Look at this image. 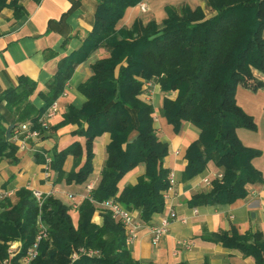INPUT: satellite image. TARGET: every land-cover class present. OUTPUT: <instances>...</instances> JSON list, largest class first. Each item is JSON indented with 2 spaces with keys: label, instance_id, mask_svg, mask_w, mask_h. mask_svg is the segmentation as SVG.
<instances>
[{
  "label": "trees",
  "instance_id": "obj_1",
  "mask_svg": "<svg viewBox=\"0 0 264 264\" xmlns=\"http://www.w3.org/2000/svg\"><path fill=\"white\" fill-rule=\"evenodd\" d=\"M140 1L97 0L92 31L78 50L58 62L49 86L38 92L43 100L40 109H34L30 100L36 85L24 76L0 93V160L15 161L17 146L10 140L13 128L27 120L42 136L45 129L39 128L38 119L63 93L75 65L96 49L108 52L91 64V76L79 85L85 102L80 108L69 105L54 125L76 124L72 133L84 142L54 147L47 163L49 172L55 174L54 183H85L93 171L94 141L108 133L106 158L90 194L92 201L85 198L79 203L73 223L71 206L53 195H45L40 205L28 187L14 191V201L2 197L0 264L7 255L6 242L20 241V255L33 243L38 219L47 226L48 235L39 241L32 264H139L125 244L120 222L97 203L113 198L136 211L143 223L164 209L168 146L154 128L152 105L139 97L148 82L157 83L163 94L175 92L173 99L163 97L160 109L175 132L184 121L198 131V138L185 149L182 179L202 174L209 161L221 168V177L211 179L208 192L194 194L191 205L232 203L244 199L250 185L263 182L252 163L260 151L245 146L236 134L238 128L255 130L256 124L237 104L235 90L238 85L249 90L264 87L256 77L264 76V0H207L215 10L209 17L200 7L185 5L178 11L166 7L160 23L150 19L143 24L138 19L131 27L117 28L126 8ZM3 8L11 9L14 19L24 15L20 0H0ZM69 156L72 166L65 171ZM40 161L44 162V156ZM139 164L144 165V172L134 184L119 190L122 177ZM95 211L102 216L99 224L92 220ZM206 239L264 264V235L259 231L240 234L232 228L212 232ZM79 248L99 254L71 260Z\"/></svg>",
  "mask_w": 264,
  "mask_h": 264
},
{
  "label": "crops",
  "instance_id": "obj_2",
  "mask_svg": "<svg viewBox=\"0 0 264 264\" xmlns=\"http://www.w3.org/2000/svg\"><path fill=\"white\" fill-rule=\"evenodd\" d=\"M145 1L148 5L145 12H141L138 5L126 8L116 27H131L138 19L143 24L150 19L160 23L166 17V7L178 11L187 5L191 8L200 7L206 17L215 14L207 0ZM20 3L24 15L19 19H14L9 8L0 10V93L16 86L19 77L24 76L36 85L30 100L34 109H40L43 100L38 92L47 89L58 62L78 50L92 31L97 0H20ZM107 56V50L99 48L76 64L63 93L56 99V114L42 136L29 141L28 149L17 148L15 161L8 158L0 160V193H10L11 201L15 200L14 191L20 187H28L43 195H53L69 205L66 194L81 195L85 192V184L92 183L94 187L98 184L106 158V146L110 141L108 133H103L94 141L92 179L82 184H66L70 190L61 188L64 182L54 183V172L46 177L44 164L40 160L43 156H48L54 147L61 149L74 140L84 142L83 137L72 133L77 128L76 124L58 128H54V125L61 120L69 105L76 108L82 106L85 97L79 90V85L91 76V64ZM256 77L264 82V76ZM164 96L173 99L175 92L163 94L157 83L148 82L142 87L139 97L152 105L154 128L160 141L168 146L164 166L174 172L175 184L167 204L175 210L176 218L171 220L161 239L153 243L149 226L159 222L165 214V207L162 212L154 214L149 223L138 220L137 212L133 211L142 224L135 241L128 246L132 258L139 261V264H197L203 260H207L209 264H255L251 257L212 242L206 236L232 228L240 234L259 231L264 235V87L249 90L238 85L235 90L237 104L253 117L256 124L255 130L238 128L236 134L245 146L260 151V155L252 163L262 173L263 182L250 185L249 193L244 199L216 205L193 206L189 203L194 194L210 190V184L203 179L214 178L221 172V168L209 161L202 174L182 179L185 149L198 138V131L185 121L178 132L174 131L160 112ZM0 112H3L1 107ZM71 166L72 157L69 156L63 169L68 171ZM143 172L144 165L139 164L126 173L119 181V190L128 184H134ZM70 215L75 223L77 209L72 208ZM92 220L98 224L102 222L99 211H95Z\"/></svg>",
  "mask_w": 264,
  "mask_h": 264
},
{
  "label": "built area",
  "instance_id": "obj_3",
  "mask_svg": "<svg viewBox=\"0 0 264 264\" xmlns=\"http://www.w3.org/2000/svg\"><path fill=\"white\" fill-rule=\"evenodd\" d=\"M136 5H138L139 10L141 12H145L148 9V5L145 0H141ZM264 63V61H263ZM57 111V101H53L45 112L39 117L38 125L40 129H47L49 127V121L55 116ZM41 136L39 129L31 128V123L29 121L20 122L16 127L13 128L10 140L17 146L19 149H28L29 141L34 139H38ZM50 158L45 155L44 156V174L46 177L49 176L50 172L48 170L47 163ZM214 177L220 178L221 174L218 173ZM203 181L207 184H210L211 179L204 178ZM168 188L162 193L163 199L165 201V214L160 218L157 224H152L149 226V231L151 234V241L153 243L158 242L161 237L167 232V228L172 219L176 218L175 210L168 206L167 201L170 197V194L173 191V187L175 184V174L173 171H170L168 174ZM85 192L81 195H76L72 193L66 194L67 199L70 201L69 205L71 208L78 207L79 203L87 198L92 201L90 196L91 191L94 189V185L92 183L85 184ZM10 193H0V199L5 196H10ZM32 194L35 197L38 205L41 204L42 199L45 195H43L38 190H32ZM102 209H106L110 211L113 219L120 222L124 231H125V244L127 246L131 245L136 237L138 229L141 227V222L138 221L133 214V211L124 208L117 200L113 198L106 199L100 203H97ZM184 221V220H182ZM48 230L47 226L42 223L40 219L37 220V233L35 235V239L33 243L26 248L24 253L20 255L22 245L20 241H10L9 246L7 248V258L3 259L2 264H32L34 259L37 256V248L38 243L42 238L47 237ZM77 253L71 254V260L76 259Z\"/></svg>",
  "mask_w": 264,
  "mask_h": 264
},
{
  "label": "rangeland",
  "instance_id": "obj_4",
  "mask_svg": "<svg viewBox=\"0 0 264 264\" xmlns=\"http://www.w3.org/2000/svg\"><path fill=\"white\" fill-rule=\"evenodd\" d=\"M88 179H92V173L89 175V177H88ZM61 188L63 189V190H65V191H67V190H70V188L65 184V183H62L61 184ZM10 241H8V242H6L5 243V245L7 246V248H8V246H9V243ZM7 248H6V253H7ZM77 253V256L79 257V255H82V254H84V255H88V256H93V255H98L99 253H98V251H96V250H90V249H83V248H79L78 249V251L76 252ZM8 255V254H7ZM7 255H6V257L5 258H7ZM77 257V258H78ZM4 258V259H5ZM76 258V259H77ZM76 259H74V260H76ZM3 261V260H2ZM1 264H2V262H1Z\"/></svg>",
  "mask_w": 264,
  "mask_h": 264
}]
</instances>
